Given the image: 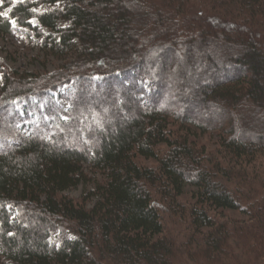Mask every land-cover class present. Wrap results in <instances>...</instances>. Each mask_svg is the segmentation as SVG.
<instances>
[{"label":"trees","instance_id":"trees-1","mask_svg":"<svg viewBox=\"0 0 264 264\" xmlns=\"http://www.w3.org/2000/svg\"><path fill=\"white\" fill-rule=\"evenodd\" d=\"M6 8L0 33L29 28L64 62L0 58V264H264V0ZM194 127L223 131L219 148Z\"/></svg>","mask_w":264,"mask_h":264},{"label":"rangeland","instance_id":"rangeland-1","mask_svg":"<svg viewBox=\"0 0 264 264\" xmlns=\"http://www.w3.org/2000/svg\"><path fill=\"white\" fill-rule=\"evenodd\" d=\"M15 3L24 1V0H13ZM3 4V0H0V7ZM52 6L50 5H43L37 7V9L40 10H48L51 9ZM1 13H6V15H3L5 17H8L10 14V8L4 9ZM204 14V13H203ZM206 16V14H204ZM33 26H39V21L35 17L31 20ZM45 32H49L47 30H44ZM0 58L3 60L5 66L9 70H18L20 72L26 73L31 72L35 73L39 76H43L45 74H51L55 72L57 69L61 67L63 64V60L56 58L53 55L47 54V52L42 48L41 46V39L38 38V36L29 28L25 27H14V31L11 33H0ZM172 76V75H170ZM177 74L174 75V78H177ZM0 79H2V73L0 72ZM174 79V80H175ZM171 80V79H170ZM170 83V86L173 87V85L176 87L179 83L177 81ZM70 87V86H69ZM69 87H66L62 90V92H65ZM171 92V91H170ZM174 92V91H173ZM167 92L166 93V100H170L175 105L177 101L175 100L174 94ZM56 97L58 101L68 108V104L60 99L59 94H56ZM20 109L23 111L22 106ZM29 125L28 123L22 124L21 126ZM196 130L195 132L197 135L195 137L197 138V143L200 147H205V149L208 152H214L219 148V138L220 136L224 135L223 131H220L218 128L211 129L206 134H200V130ZM27 131V129H26ZM261 160L264 161V157H261ZM260 158L258 162L261 161ZM145 162V161H144ZM89 171V168L86 169ZM99 179L98 176L93 177L91 180L85 183H81L79 186L71 188L67 190L65 193L72 197L76 201L82 200L85 195H87L91 190L94 189V186L96 185V180ZM194 188L190 185L185 186L184 188V194L181 197L180 201L185 203L194 202L195 197H193ZM94 199L91 201L89 200V205L94 203ZM92 202V203H91ZM161 212L163 213L165 218H169L170 213L168 214L165 209H161ZM229 214L233 217H240V214L237 212H229Z\"/></svg>","mask_w":264,"mask_h":264},{"label":"snow or ice","instance_id":"snow-or-ice-1","mask_svg":"<svg viewBox=\"0 0 264 264\" xmlns=\"http://www.w3.org/2000/svg\"><path fill=\"white\" fill-rule=\"evenodd\" d=\"M0 15H6V13H0Z\"/></svg>","mask_w":264,"mask_h":264}]
</instances>
